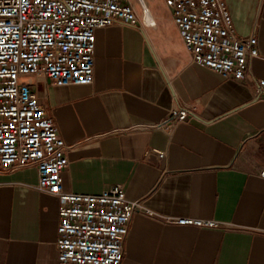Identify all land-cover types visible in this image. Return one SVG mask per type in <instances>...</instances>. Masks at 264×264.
<instances>
[{
	"label": "crops",
	"instance_id": "crops-1",
	"mask_svg": "<svg viewBox=\"0 0 264 264\" xmlns=\"http://www.w3.org/2000/svg\"><path fill=\"white\" fill-rule=\"evenodd\" d=\"M225 2L238 36L258 22L259 56L243 80L194 65L164 0H150L154 27L96 30L90 85H33L71 147L63 189L119 184L153 212L131 220L122 264H264V0ZM182 105L194 106L187 122L169 134L155 127ZM36 185L34 166L0 171V264H62L60 202ZM180 217L219 226L167 221Z\"/></svg>",
	"mask_w": 264,
	"mask_h": 264
},
{
	"label": "built area",
	"instance_id": "built-area-1",
	"mask_svg": "<svg viewBox=\"0 0 264 264\" xmlns=\"http://www.w3.org/2000/svg\"><path fill=\"white\" fill-rule=\"evenodd\" d=\"M150 0H0V171L34 166L36 189L60 202L57 258L62 264H122L129 226L137 214L153 216L141 200L126 198L122 185L99 193L62 187L68 146L39 102L33 85L57 87L93 81L95 32L123 23H146ZM192 63L223 79L243 80L259 56L257 30L240 37L225 0H164ZM140 8V12H138ZM152 19V17H151ZM259 88L264 80L258 79ZM194 106H173L156 128L166 134L189 120ZM147 154L164 158L165 152ZM264 178V168L260 172ZM180 226L217 228L211 219L168 218Z\"/></svg>",
	"mask_w": 264,
	"mask_h": 264
},
{
	"label": "bare ground",
	"instance_id": "bare-ground-1",
	"mask_svg": "<svg viewBox=\"0 0 264 264\" xmlns=\"http://www.w3.org/2000/svg\"><path fill=\"white\" fill-rule=\"evenodd\" d=\"M151 17H152L151 14L150 15L149 14H145V21H146V23L149 24V23L152 22L153 19H151Z\"/></svg>",
	"mask_w": 264,
	"mask_h": 264
}]
</instances>
